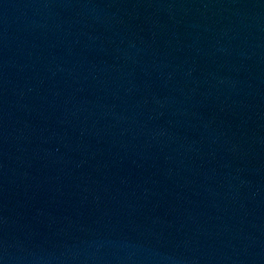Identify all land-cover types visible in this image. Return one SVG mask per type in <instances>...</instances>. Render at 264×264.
Here are the masks:
<instances>
[{
	"label": "water",
	"instance_id": "1",
	"mask_svg": "<svg viewBox=\"0 0 264 264\" xmlns=\"http://www.w3.org/2000/svg\"><path fill=\"white\" fill-rule=\"evenodd\" d=\"M0 264H264V0H0Z\"/></svg>",
	"mask_w": 264,
	"mask_h": 264
}]
</instances>
